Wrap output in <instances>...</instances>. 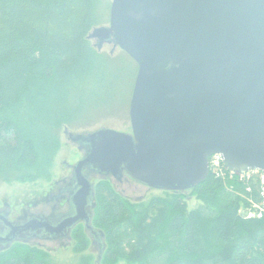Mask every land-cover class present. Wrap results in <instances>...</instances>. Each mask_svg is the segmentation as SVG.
<instances>
[{
    "label": "water",
    "instance_id": "1",
    "mask_svg": "<svg viewBox=\"0 0 264 264\" xmlns=\"http://www.w3.org/2000/svg\"><path fill=\"white\" fill-rule=\"evenodd\" d=\"M92 35L137 65L131 133L73 135L83 156L71 166L69 212L21 221L0 213V249L67 238L82 225L98 264L92 175L182 192L206 178L213 154L230 172L264 173V0H112L109 26Z\"/></svg>",
    "mask_w": 264,
    "mask_h": 264
},
{
    "label": "trees",
    "instance_id": "2",
    "mask_svg": "<svg viewBox=\"0 0 264 264\" xmlns=\"http://www.w3.org/2000/svg\"><path fill=\"white\" fill-rule=\"evenodd\" d=\"M97 3L0 0L1 182L36 178L33 152L42 151L47 167L63 126H81L93 111L122 102V91L129 103L137 65L124 52L117 61L98 53L87 39L102 23ZM222 174L230 172L222 168ZM221 177L210 169L190 189L203 205L188 211L181 192L132 205L100 181L92 225L104 235L103 259L110 264H264V215L246 216L250 201H261V186L252 178ZM31 251L25 248L3 264H49Z\"/></svg>",
    "mask_w": 264,
    "mask_h": 264
},
{
    "label": "rangeland",
    "instance_id": "3",
    "mask_svg": "<svg viewBox=\"0 0 264 264\" xmlns=\"http://www.w3.org/2000/svg\"><path fill=\"white\" fill-rule=\"evenodd\" d=\"M111 1L112 0H98L97 5L98 9L101 11L102 23L99 26L92 28L87 35V39L98 53L105 54L111 59H116L117 61L118 59L125 57L123 51L118 47L114 48L111 43L99 42V38L92 35L94 29L109 26V10L107 9V6L111 4ZM127 95V92L122 91L121 96H124L122 102L115 103L109 109L101 108L98 111H93L90 115L91 119L81 126L75 128L63 126L59 133L58 148L47 167L42 164V151H34L33 156L37 159L35 162L36 178L24 182L5 183L0 181V212L11 221L27 220L32 216L58 217L66 215L69 211V193L67 190L72 183L71 166L83 156V150L78 144L71 140L72 136L86 135L102 128L131 133L129 122L130 101L129 103L127 102ZM20 114H24L22 110L20 111ZM27 115L26 112L24 118ZM94 118L95 120H93ZM215 175L216 174L214 173V176ZM247 176L249 179H256V181L259 182L260 176L259 174H254V172H248L245 174V179H241V175L234 172L225 175V178L229 180L235 178L236 181H246L248 180L246 179ZM90 180L94 187V191L96 185L100 181H107L119 196L132 205L146 206L152 200L157 198L166 199L171 196L170 194H173L169 191H161L144 186L133 180L127 174H124L119 180L114 177H100L97 175H92ZM181 195L187 204V211L198 209L203 205L191 190L182 191ZM94 208L95 199L92 209L93 216ZM242 210H247V208H243ZM77 227L78 230L74 232L76 229L74 228L66 239L60 241H47L33 238L0 249V264L13 260L17 255L24 254L25 248H27L28 251H31V249L35 250L38 253V256L43 257L49 264H79L82 262L96 264L98 256L96 243L84 230L82 225L80 226L82 230L81 234L79 232V226ZM101 234L104 246L98 264H110L109 261L103 259L107 246L104 243V235L102 232ZM11 249L12 251L9 252ZM115 264L125 263L119 261Z\"/></svg>",
    "mask_w": 264,
    "mask_h": 264
},
{
    "label": "built area",
    "instance_id": "4",
    "mask_svg": "<svg viewBox=\"0 0 264 264\" xmlns=\"http://www.w3.org/2000/svg\"><path fill=\"white\" fill-rule=\"evenodd\" d=\"M222 168H224V166H223L222 159H221L220 155H214V156L209 158V170L210 169L213 170L214 173L216 174L215 175L216 177H218V176L224 177L222 174ZM228 172H230V171H228ZM248 172H251V173L254 172V174H257V175L259 174V176H260L259 184L261 186V190H260L261 201L258 202L257 204L260 205L261 207L250 206V209L248 211H246V216L248 218L254 217V216L261 217L264 215V173L258 172V171H247V172L239 173V175H241V179H245V174H247ZM246 179H249L248 176ZM250 203L254 204L255 202H253L251 200Z\"/></svg>",
    "mask_w": 264,
    "mask_h": 264
},
{
    "label": "bare ground",
    "instance_id": "5",
    "mask_svg": "<svg viewBox=\"0 0 264 264\" xmlns=\"http://www.w3.org/2000/svg\"><path fill=\"white\" fill-rule=\"evenodd\" d=\"M214 155H219V154H213V155H211L210 157H212V156H214ZM209 157V158H210ZM221 157V156H220ZM248 171H257V170H248ZM245 172H247V171H245ZM258 172H261V171H258ZM260 198H261V195H260ZM251 204V206H259V207H261L260 205H258V204H252V203H250Z\"/></svg>",
    "mask_w": 264,
    "mask_h": 264
},
{
    "label": "flooded vegetation",
    "instance_id": "6",
    "mask_svg": "<svg viewBox=\"0 0 264 264\" xmlns=\"http://www.w3.org/2000/svg\"><path fill=\"white\" fill-rule=\"evenodd\" d=\"M68 212H69V211H68ZM0 213H1V212H0ZM19 221H21V220H19ZM77 226H78V225H77ZM72 231H73V229H72ZM72 231H71V232H72ZM63 239H66V238H57V239H55V240H48V241H56V240H57V241H60V240H63Z\"/></svg>",
    "mask_w": 264,
    "mask_h": 264
}]
</instances>
